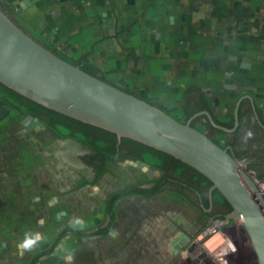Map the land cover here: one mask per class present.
<instances>
[{"label": "rangeland", "instance_id": "1", "mask_svg": "<svg viewBox=\"0 0 264 264\" xmlns=\"http://www.w3.org/2000/svg\"><path fill=\"white\" fill-rule=\"evenodd\" d=\"M7 1L56 53L84 57L180 121L190 85L222 120L246 94L264 118V0H37L30 11L24 0ZM24 113L0 89V264H262L241 219L207 214L176 183L146 198L125 194L108 210L112 193L159 176L102 159L77 136L24 124ZM203 121L194 126L210 137ZM37 232L40 241L20 246ZM182 233L188 245L174 255L171 241Z\"/></svg>", "mask_w": 264, "mask_h": 264}, {"label": "water", "instance_id": "2", "mask_svg": "<svg viewBox=\"0 0 264 264\" xmlns=\"http://www.w3.org/2000/svg\"><path fill=\"white\" fill-rule=\"evenodd\" d=\"M0 82L47 108L119 138L137 140L196 169L231 203L233 211L227 218L245 219L264 264V214L259 205L264 207V199L258 201L241 182L232 154L194 126L192 119L180 121L101 73L86 71L26 32L1 8Z\"/></svg>", "mask_w": 264, "mask_h": 264}, {"label": "flooded vegetation", "instance_id": "3", "mask_svg": "<svg viewBox=\"0 0 264 264\" xmlns=\"http://www.w3.org/2000/svg\"><path fill=\"white\" fill-rule=\"evenodd\" d=\"M35 2H37V0H24L23 4L33 6ZM22 28L25 29L23 26ZM25 31L28 32L26 29ZM54 38L53 36L52 39ZM52 50L56 52L54 49ZM67 55L63 57L76 65H80L82 68L89 63L84 57L72 60L71 55L68 53ZM100 73V71L97 72V74ZM188 87L183 92L181 99V113L185 122L192 119V124L195 125L198 119L204 118L202 125L207 131L214 132L213 135H210V138L230 151L235 158L242 159V161L252 168L260 178L264 179V118L253 98L247 94L241 96L236 102L233 114L230 116L229 120L225 121L212 111L201 88L199 91L192 90L190 93H186ZM16 102L25 110L24 124L46 126V128L59 135H64V133H66L68 136H77L81 139L82 144L95 150L97 155L102 159H111L118 163L130 164L138 170H150L151 174L145 172L146 176H159V178L150 181L146 186L131 184L127 186L128 188L112 193L107 198V204L109 205L108 210H111L110 206L113 202L120 199L125 194L133 193L146 198L154 194L155 190L161 186L162 183L169 182L171 184L176 183L180 188H189L191 192L197 195L200 209L207 214L213 211H219V213H223L224 217L227 218V216L232 213L233 207L231 203L217 188H212V182L208 178L199 175L193 171V168L179 166L175 162V159L159 156L153 151L143 149L129 140H124V137L119 138L117 135L116 142L99 139L97 147H95L94 145L88 144L84 139H95V135L90 134L89 137H85L82 133L77 134L75 127L68 128L64 125L60 128L59 132V126L57 128L52 127V125H50L52 117L48 116L45 112L30 110L26 105L20 104L17 100ZM246 103L247 106L244 107ZM206 112L211 115L212 119ZM80 135L84 138L80 137ZM246 173L248 174V172ZM248 176L250 175L248 174ZM205 205H207V208ZM74 224L79 225L78 227L80 229L84 228L79 221H74L71 225L73 226ZM187 245L188 241L182 233L171 241L170 251L174 255H183L182 250Z\"/></svg>", "mask_w": 264, "mask_h": 264}, {"label": "trees", "instance_id": "4", "mask_svg": "<svg viewBox=\"0 0 264 264\" xmlns=\"http://www.w3.org/2000/svg\"><path fill=\"white\" fill-rule=\"evenodd\" d=\"M0 8L3 10L4 13H6L13 21H15L20 27H22L15 19V14H14V8L13 6L9 3V1L7 0H0ZM25 30V29H24ZM83 69H85L86 71L96 74L99 71V69L94 66L93 64L87 63ZM103 77V76H102ZM104 78V77H103ZM0 89L2 91H4L5 93H7L9 96H11L13 99L17 100L20 102V104L26 105L30 110H39L40 112H45L48 116L52 117V122L50 123V125H52V127L57 128L59 126V132H60V128H62V126H66L68 128H76V132L78 133H82L83 136L85 137H89L90 134L95 135V139L89 140L88 138H84L83 136L80 135V137L84 138L85 141L90 144V145H94L95 147H97V142L99 139L101 140H111L113 142H116V134L114 132L105 130L103 128L94 126L92 124H88L85 122H82L78 119H75L73 117H70L68 115H65L63 113H60L58 111H55L53 109L47 108L39 103H37L36 101L18 93L17 91L9 88L8 86L4 85L2 82H0ZM192 90H200V87H198L197 85H191L190 87H188L186 93H190ZM205 97V96H204ZM54 123V124H53ZM59 123V124H57ZM61 125V126H60ZM104 138V139H103ZM124 140H129L132 143H134L135 145L142 147L143 149H147V150H151L154 153L158 154L159 156H164V157H170L171 159H175V162L177 163V165L179 166H186V167H191L185 163H183L182 161L178 160L177 158L173 157L172 155L157 150L153 147L147 146L137 140L131 139V138H127L124 137ZM193 167H191L192 169ZM193 171H195L196 173H198L199 175H202L203 177H205L203 174H201L200 172H198L196 169L193 168ZM206 179V178H205Z\"/></svg>", "mask_w": 264, "mask_h": 264}, {"label": "bare ground", "instance_id": "5", "mask_svg": "<svg viewBox=\"0 0 264 264\" xmlns=\"http://www.w3.org/2000/svg\"><path fill=\"white\" fill-rule=\"evenodd\" d=\"M68 145L72 146L74 149H78V144L75 142V141H68L67 142ZM66 143V144H67ZM82 168H84L82 166ZM89 170L86 169V172H88ZM236 173L238 175V177L240 178L241 182L246 186V188L252 193V192H256L258 189H257V184L255 183V181L253 180V178H251L250 176H248V174L246 173V171L244 170V166H241L239 165L238 163V166L236 168ZM250 182L253 183V185L256 187V190H253L252 188V184H250ZM263 187V186H262ZM258 194V195H257ZM257 194H255V196H260V192H257ZM260 205V203H259ZM263 206V204H262ZM242 222H244L245 219H241ZM259 257V256H258Z\"/></svg>", "mask_w": 264, "mask_h": 264}, {"label": "clouds", "instance_id": "6", "mask_svg": "<svg viewBox=\"0 0 264 264\" xmlns=\"http://www.w3.org/2000/svg\"><path fill=\"white\" fill-rule=\"evenodd\" d=\"M41 235L40 233H32V234H28L26 235V238L23 240L22 244L20 245L22 248H30L31 246H33L36 242L41 240Z\"/></svg>", "mask_w": 264, "mask_h": 264}, {"label": "built area", "instance_id": "7", "mask_svg": "<svg viewBox=\"0 0 264 264\" xmlns=\"http://www.w3.org/2000/svg\"><path fill=\"white\" fill-rule=\"evenodd\" d=\"M240 164H242V163H239V165ZM246 171H247V169H246ZM253 176H254V174H253ZM253 178H254L257 186H258L257 187L258 190L256 192H252V194L255 196V194H257V192H260V196H255L256 199H258V201H260L259 198H263L264 199V188L261 186V185H264V181L263 182L258 181L255 176ZM260 207L262 208L263 214H264V207L261 204H260Z\"/></svg>", "mask_w": 264, "mask_h": 264}, {"label": "crops", "instance_id": "8", "mask_svg": "<svg viewBox=\"0 0 264 264\" xmlns=\"http://www.w3.org/2000/svg\"><path fill=\"white\" fill-rule=\"evenodd\" d=\"M24 7H26V9L28 10V11H30L29 9L31 8V5L30 6H24ZM25 8L24 9H22V10H26Z\"/></svg>", "mask_w": 264, "mask_h": 264}]
</instances>
